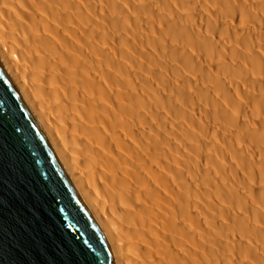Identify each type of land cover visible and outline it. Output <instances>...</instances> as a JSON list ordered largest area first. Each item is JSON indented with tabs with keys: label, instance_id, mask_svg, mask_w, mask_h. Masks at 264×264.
<instances>
[{
	"label": "bare ground",
	"instance_id": "bare-ground-1",
	"mask_svg": "<svg viewBox=\"0 0 264 264\" xmlns=\"http://www.w3.org/2000/svg\"><path fill=\"white\" fill-rule=\"evenodd\" d=\"M0 62L116 264H264V0H0Z\"/></svg>",
	"mask_w": 264,
	"mask_h": 264
},
{
	"label": "water",
	"instance_id": "water-1",
	"mask_svg": "<svg viewBox=\"0 0 264 264\" xmlns=\"http://www.w3.org/2000/svg\"><path fill=\"white\" fill-rule=\"evenodd\" d=\"M0 123L56 230L81 264H116L110 246L33 113L0 62Z\"/></svg>",
	"mask_w": 264,
	"mask_h": 264
},
{
	"label": "snow or ice",
	"instance_id": "snow-or-ice-1",
	"mask_svg": "<svg viewBox=\"0 0 264 264\" xmlns=\"http://www.w3.org/2000/svg\"><path fill=\"white\" fill-rule=\"evenodd\" d=\"M0 123V264H81Z\"/></svg>",
	"mask_w": 264,
	"mask_h": 264
}]
</instances>
